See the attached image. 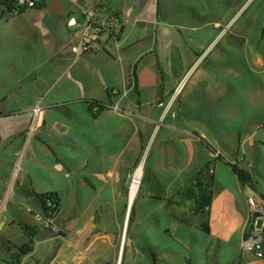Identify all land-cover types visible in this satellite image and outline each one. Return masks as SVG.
Returning <instances> with one entry per match:
<instances>
[{
	"label": "crops",
	"instance_id": "obj_1",
	"mask_svg": "<svg viewBox=\"0 0 264 264\" xmlns=\"http://www.w3.org/2000/svg\"><path fill=\"white\" fill-rule=\"evenodd\" d=\"M165 2L0 5V163L12 155L10 173L21 170L0 197V264L23 243L32 250L21 264H152L153 254L157 264H264L242 247L248 197L260 191L228 163L264 191V0L219 2L191 30L165 21ZM93 6L121 28L104 31L102 51L77 54L72 25ZM206 164L212 196L201 205ZM47 191L61 196L59 231L35 224L32 198ZM12 202L21 206L7 222ZM20 222L39 229L34 239Z\"/></svg>",
	"mask_w": 264,
	"mask_h": 264
},
{
	"label": "built area",
	"instance_id": "obj_2",
	"mask_svg": "<svg viewBox=\"0 0 264 264\" xmlns=\"http://www.w3.org/2000/svg\"><path fill=\"white\" fill-rule=\"evenodd\" d=\"M37 3L38 0H0V5L6 6L11 14L20 13L28 8L36 7ZM120 28L121 23L116 16H101L99 6L90 7L86 10L84 18L79 22H74L72 25L73 33L76 39L73 48L77 54L102 51L104 49V43L102 40L104 31L110 30L114 32L113 29H115L116 36ZM117 92V90H114V93ZM113 107L115 109L118 108L116 105ZM93 108L96 110L100 109L99 106H95ZM36 111H38V109H36ZM140 166L141 162L130 173V190L135 174ZM142 177L140 185L142 183ZM248 203L251 226L245 239L243 240L242 247L246 252H251L260 257H264V197L262 195H258V193L251 194L248 197ZM36 219H39L45 226L52 228V230L59 231L58 227L53 222L54 220L40 214L36 215Z\"/></svg>",
	"mask_w": 264,
	"mask_h": 264
},
{
	"label": "trees",
	"instance_id": "obj_3",
	"mask_svg": "<svg viewBox=\"0 0 264 264\" xmlns=\"http://www.w3.org/2000/svg\"><path fill=\"white\" fill-rule=\"evenodd\" d=\"M91 104L93 105V107L99 106L100 110L108 107L107 103L98 100L91 101ZM228 163L231 165L233 170L238 174L242 183L250 184L257 191H260V195L264 197V191L260 189L258 182L253 179L252 174L248 170H246L238 163H231L230 161H228ZM197 180L199 183L198 185H196V187H198L197 190H199V192L197 193L196 191L193 192L195 193L194 194L195 196L193 197L196 198L197 201H200L201 205L210 203V198L212 196L211 185L213 182L210 164H206V166L203 167V169L200 171L197 177ZM37 196L39 197L41 203V212H39L38 214L44 215L45 217L54 220L62 207L60 194L57 191H47V192L37 193ZM133 208H134V204L132 206V211ZM19 224L21 225L23 230H25L28 233V237L30 239H34L39 232V229L34 224H28L24 222H20ZM40 224L44 228L47 227V226L45 227L44 223L41 221ZM17 249H18L17 251H14L12 253L11 259L4 260L5 264H21L23 258L31 252L32 245L29 243H23L22 245H18ZM152 264H157V256L155 254L152 255Z\"/></svg>",
	"mask_w": 264,
	"mask_h": 264
},
{
	"label": "rangeland",
	"instance_id": "obj_4",
	"mask_svg": "<svg viewBox=\"0 0 264 264\" xmlns=\"http://www.w3.org/2000/svg\"><path fill=\"white\" fill-rule=\"evenodd\" d=\"M178 1L184 4V11L183 8L178 9ZM221 2L224 4V0H172L171 3L165 2V21L166 22H181L183 25H186V30H191L188 27L196 26L200 23L205 22L208 15H212L215 12L216 5ZM4 160L0 163V197L3 196L5 198L7 194V190L9 189L11 182H15L18 177L21 175V170L18 163H13V171L10 173L11 163L9 160H15V156H4ZM10 174V175H9ZM143 178V177H142ZM17 194L15 195L17 199H21L23 195L27 192V183L22 185L18 183ZM140 189V187H139ZM139 191V190H138ZM138 194V192H137ZM34 199V204L31 206L40 209V203L37 198ZM1 205V204H0ZM6 205L7 209L4 214L5 221H10L14 216L13 211L16 207L21 206L19 202H12ZM56 223V221H53ZM35 224L38 226L40 225V220L36 219ZM46 227V226H45ZM47 228V227H46ZM51 230L52 228H47ZM2 235L5 234L1 232ZM2 235H0V240ZM1 247V244H0ZM25 264H28L25 262Z\"/></svg>",
	"mask_w": 264,
	"mask_h": 264
},
{
	"label": "bare ground",
	"instance_id": "obj_5",
	"mask_svg": "<svg viewBox=\"0 0 264 264\" xmlns=\"http://www.w3.org/2000/svg\"><path fill=\"white\" fill-rule=\"evenodd\" d=\"M142 172H143V163H141V166L138 168L137 173L135 174L133 184L131 185V190H130V199H134L137 195V192L139 190V185H140V180L142 177Z\"/></svg>",
	"mask_w": 264,
	"mask_h": 264
},
{
	"label": "water",
	"instance_id": "obj_6",
	"mask_svg": "<svg viewBox=\"0 0 264 264\" xmlns=\"http://www.w3.org/2000/svg\"><path fill=\"white\" fill-rule=\"evenodd\" d=\"M134 199L131 200V203L133 202Z\"/></svg>",
	"mask_w": 264,
	"mask_h": 264
}]
</instances>
